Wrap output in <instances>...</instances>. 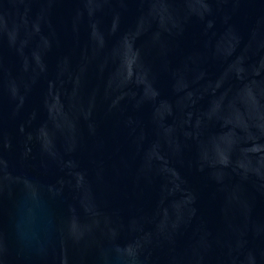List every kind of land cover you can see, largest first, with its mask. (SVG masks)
I'll use <instances>...</instances> for the list:
<instances>
[{
    "label": "water",
    "instance_id": "95a60500",
    "mask_svg": "<svg viewBox=\"0 0 264 264\" xmlns=\"http://www.w3.org/2000/svg\"><path fill=\"white\" fill-rule=\"evenodd\" d=\"M0 264H264V0H0Z\"/></svg>",
    "mask_w": 264,
    "mask_h": 264
}]
</instances>
